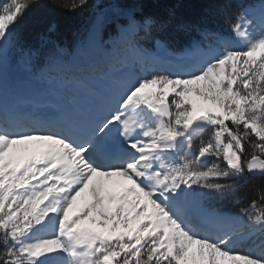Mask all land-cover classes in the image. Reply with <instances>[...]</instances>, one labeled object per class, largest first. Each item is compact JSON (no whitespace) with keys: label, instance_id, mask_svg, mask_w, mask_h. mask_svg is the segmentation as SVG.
I'll list each match as a JSON object with an SVG mask.
<instances>
[{"label":"snow or ice","instance_id":"snow-or-ice-1","mask_svg":"<svg viewBox=\"0 0 264 264\" xmlns=\"http://www.w3.org/2000/svg\"><path fill=\"white\" fill-rule=\"evenodd\" d=\"M42 3L0 0V264H264V186L232 214L212 203L238 205L243 183L264 181V0L225 4L231 35L197 28L180 56L142 43L162 27L153 18L99 5L86 33L127 61L94 105L71 111L3 102L6 69L37 81L71 71L66 49L38 65L17 35Z\"/></svg>","mask_w":264,"mask_h":264},{"label":"trees","instance_id":"trees-1","mask_svg":"<svg viewBox=\"0 0 264 264\" xmlns=\"http://www.w3.org/2000/svg\"><path fill=\"white\" fill-rule=\"evenodd\" d=\"M227 0H89L86 7L71 10V8L55 7L51 0H43L42 6L33 7L25 16L23 22L18 27V36L24 45L39 48L48 46L46 52L41 54L40 62L51 53L54 42L50 41L42 45L41 37L45 34L50 36L51 40H56L61 44L72 48L79 37L86 38V29L93 13L101 4L105 5L104 10L119 12L123 9H134L135 16L140 18L151 17L156 21L158 26L153 27L150 34H156L158 37L165 39L170 44L180 43L187 38V34L193 29L195 23L206 22L213 24L220 16H213L218 10L220 4ZM231 1L229 12L235 7V1ZM70 3V0H65ZM110 6V7H109ZM207 9V11H206ZM206 13V14H204ZM125 19L121 18L119 22ZM223 20V19H222ZM53 25L52 30H48ZM48 28V29H47ZM115 31V25H109L107 34ZM86 40V39H85ZM84 40V41H85ZM210 130V129H209ZM207 130L205 135L209 132ZM243 183V182H242ZM264 181L259 179L250 180L243 183L240 190L239 204L230 203L227 206L228 199L213 201V206L237 210L239 206H247L248 203L260 194ZM261 249L259 248V252Z\"/></svg>","mask_w":264,"mask_h":264},{"label":"rangeland","instance_id":"rangeland-1","mask_svg":"<svg viewBox=\"0 0 264 264\" xmlns=\"http://www.w3.org/2000/svg\"><path fill=\"white\" fill-rule=\"evenodd\" d=\"M97 2H98V0H94V3H97ZM135 19L138 20L137 18H135ZM138 21H140L141 23L143 22L141 20H138ZM125 23H127V21ZM125 23H123V24H125ZM52 29H53V25H51L48 30H52ZM17 35H18V31H17ZM154 38H158V37H154ZM79 40L82 41L81 37L78 38V40L76 41V43H81V42H79ZM50 41H52V40H51V38L48 35H45L44 34L41 37V43H42V45H44V44H46L47 42H50ZM53 42H54L53 43L54 44V47L52 49L53 52H55V49L58 46L61 49H66L71 54V56H72V63L75 62L73 65L71 64V66H70V68L72 69V74L77 73L78 74V77L80 78V81H82V82H85L86 81V84L87 85L90 84L91 80H90L89 77H87V75H85L86 69H89V67H87L84 64L86 62H88V59L89 58L90 59L92 58L91 61L93 60V62H98L100 59H103L104 60V59L116 58L117 55H119V56L121 55L120 56L121 57V62L127 59V57H124V59H123V57H122L123 56V53L121 52V50L119 49V47H118V50L119 51H118V54L117 55H114V49H113V51L109 52L103 46H100L96 50L97 52L93 55V57H88V56H86V54H84V52H81L79 55L78 54L76 55L74 52H72L74 47L72 49H70L67 45L60 44L56 40H53ZM109 42L110 41L106 40V43H109ZM48 46H50V43L48 44ZM48 46H45V47L40 46V49H39V52L40 53L37 52L38 53V56H37V59H36V63L37 64H39V58L41 57L40 54H42L43 52H46V50L48 49ZM26 47H28V45H26ZM84 66H86L87 68L84 67ZM17 67L21 68V70H22L23 73L26 72L24 70V68H23L22 65H19L18 64ZM111 68H110V70H111ZM9 69H11V68H9ZM106 69L103 70V71H98L102 77H104L106 75V71H107ZM114 69L115 68H113V70ZM95 71H97V70H95ZM59 78H60V76H59ZM210 131L211 130H209V132L206 135L204 134L205 138H207L210 135ZM197 145H198V142H197ZM193 151H195V149H193ZM18 155H26V153H19ZM230 203L232 204V206L234 205V202L231 199H228V202H227V206L228 207H229ZM229 210H231V212L226 211V213L232 214V213H234L236 211V210H232L231 208ZM89 227H93V226L92 225H89ZM236 247L239 250H242V251H252V252H255V253H260L258 246L253 245V244H249L247 241H241L238 245H236Z\"/></svg>","mask_w":264,"mask_h":264},{"label":"bare ground","instance_id":"bare-ground-1","mask_svg":"<svg viewBox=\"0 0 264 264\" xmlns=\"http://www.w3.org/2000/svg\"><path fill=\"white\" fill-rule=\"evenodd\" d=\"M81 43H76V45L74 46L73 48V51L76 55L80 54L81 52H84L86 54V56L88 57H93V55L97 52L96 50L100 47V46H97L96 43H94L92 41V38L91 36L87 35L86 37V40L85 41H79ZM147 47V46H146ZM114 50H116L114 48ZM182 55V53L180 52L179 53V56ZM121 56V55H120ZM116 60H121V58H118L116 57L115 58ZM111 68V67H110ZM113 68H115L114 66H112L111 68V71L113 72ZM9 72H13V73H16V76L20 79V78H26L25 75L27 72L23 73L21 68L19 67H15V68H11V69H6L5 71V75H8ZM118 78L117 75H112L111 76V80L114 82V80ZM14 83V80H13V76H10V79L6 81V86L4 88V93H8V88L10 87L11 84ZM110 88H111V85H110ZM52 97L54 98V94L52 95ZM95 103V102H94ZM94 105V104H93ZM22 156V155H21ZM228 215V214H226ZM87 226V225H86ZM89 226V225H88ZM94 227V226H93Z\"/></svg>","mask_w":264,"mask_h":264}]
</instances>
